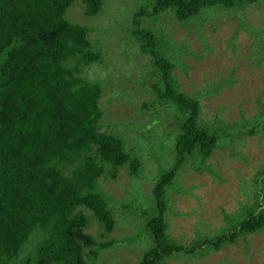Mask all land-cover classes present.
<instances>
[{"label": "trees", "instance_id": "trees-1", "mask_svg": "<svg viewBox=\"0 0 264 264\" xmlns=\"http://www.w3.org/2000/svg\"><path fill=\"white\" fill-rule=\"evenodd\" d=\"M77 1L92 17L105 0H0V264H96L104 250L126 245L105 236L117 223L101 179L114 178L123 165L137 175L142 163L135 146L107 120L105 105L114 99L105 97V82L82 75L103 62L104 51L99 38L89 37L97 28L66 17ZM258 1L154 0L152 11L141 7L132 17L128 32L155 67L151 93L175 106L179 131L174 162L157 176L151 205L142 212L151 244L137 264L218 251L264 231L263 167L253 201L223 212L219 229L197 234L190 245L169 236L167 196L177 172L189 160L200 170L209 168L213 151L240 136H264V102L253 119L205 124L201 101L183 92L173 74L177 63L164 50L161 30L142 25L144 17L161 12L184 21L208 8L245 9ZM143 109L153 110L154 103L145 102ZM84 209L103 228L101 237L87 231ZM27 249L24 263L21 251Z\"/></svg>", "mask_w": 264, "mask_h": 264}, {"label": "rangeland", "instance_id": "rangeland-1", "mask_svg": "<svg viewBox=\"0 0 264 264\" xmlns=\"http://www.w3.org/2000/svg\"><path fill=\"white\" fill-rule=\"evenodd\" d=\"M153 2L105 0L100 13L91 17L77 1L66 13L73 22L97 28L89 37L100 39L103 62L86 67L82 75L105 82V97L114 99L105 105L107 120L117 124L115 129L123 133L129 147L135 146L142 163L137 175H131L129 166L123 165L114 178L101 179L107 195H112L110 204L117 223L116 230L105 236L126 245L104 250L96 264L138 263L151 244L142 212L151 205L157 176L174 162L179 131L173 114L178 112L173 104L161 103L151 93L155 76L152 57L128 32L134 13L141 7L152 11ZM142 25L161 30L164 50L177 63L173 74L183 92L201 101L205 124L230 125L261 113L264 0L245 9L208 8L184 21L172 12H161L158 18L144 17ZM145 102L154 103V109H143ZM262 134H245L229 146L219 145L209 168L200 170L189 160L177 172L167 196V232L172 239L190 245L197 234L224 225L223 212L234 213L247 199L253 201L257 175L264 167ZM84 211L89 217L87 231L101 237L103 228L91 211ZM27 251H21L23 261ZM164 263L264 264V231L246 235L218 251L178 254Z\"/></svg>", "mask_w": 264, "mask_h": 264}, {"label": "clouds", "instance_id": "clouds-1", "mask_svg": "<svg viewBox=\"0 0 264 264\" xmlns=\"http://www.w3.org/2000/svg\"><path fill=\"white\" fill-rule=\"evenodd\" d=\"M161 14V13H160Z\"/></svg>", "mask_w": 264, "mask_h": 264}]
</instances>
